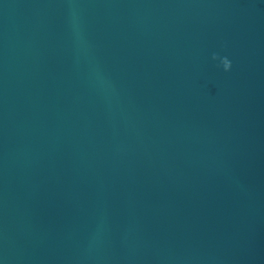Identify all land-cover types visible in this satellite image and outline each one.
Returning a JSON list of instances; mask_svg holds the SVG:
<instances>
[{
	"label": "water",
	"instance_id": "water-1",
	"mask_svg": "<svg viewBox=\"0 0 264 264\" xmlns=\"http://www.w3.org/2000/svg\"><path fill=\"white\" fill-rule=\"evenodd\" d=\"M0 264H264V0H0Z\"/></svg>",
	"mask_w": 264,
	"mask_h": 264
},
{
	"label": "clouds",
	"instance_id": "clouds-1",
	"mask_svg": "<svg viewBox=\"0 0 264 264\" xmlns=\"http://www.w3.org/2000/svg\"><path fill=\"white\" fill-rule=\"evenodd\" d=\"M213 59H219L225 71H229L231 69V61L227 57L220 58L217 54H213Z\"/></svg>",
	"mask_w": 264,
	"mask_h": 264
}]
</instances>
